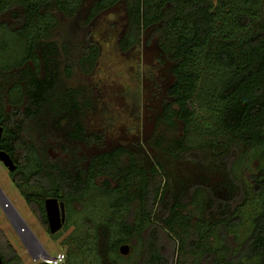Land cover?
<instances>
[{
    "label": "trees",
    "instance_id": "trees-1",
    "mask_svg": "<svg viewBox=\"0 0 264 264\" xmlns=\"http://www.w3.org/2000/svg\"><path fill=\"white\" fill-rule=\"evenodd\" d=\"M117 6L126 20L115 39L117 51L128 55L145 36L169 63L171 80L157 117L164 131L152 153L142 142L106 146V126L90 125L91 115L108 106L92 78L102 46L92 27ZM7 12L11 21L3 20ZM126 93L140 109L141 92ZM0 126V149L17 165L10 177L48 231L47 198L63 201L70 213L68 204L91 191L115 194L111 205L128 209L135 221L134 226L121 221L123 230L148 232L140 264H168L162 232L172 247L183 248L175 222L180 209L201 196L206 209L214 204L219 209V238L250 222L234 257L228 247L215 248L216 264H264V177L252 175L256 186L241 185L229 163L235 148L237 154L254 149L264 161V0H0ZM178 128L182 134L167 136ZM158 149L205 171L190 199L183 180L171 182L175 173L154 154ZM217 173L223 177L215 182ZM222 187L226 195L219 199ZM255 197V212L247 218L244 208ZM114 219L97 224L104 264H112L107 242L119 246L110 236ZM194 228L190 232L199 238L192 247L215 234L204 223ZM4 243L3 262L20 263Z\"/></svg>",
    "mask_w": 264,
    "mask_h": 264
},
{
    "label": "rangeland",
    "instance_id": "rangeland-1",
    "mask_svg": "<svg viewBox=\"0 0 264 264\" xmlns=\"http://www.w3.org/2000/svg\"><path fill=\"white\" fill-rule=\"evenodd\" d=\"M11 17V12H7L3 16V20L11 21ZM62 19L64 20V18ZM125 22L124 10L121 6H117L99 16L92 27L93 36L102 44L99 66L92 78L97 80L99 86L102 87L99 97L107 102L106 110L109 109L102 111L104 112L102 114L91 115L90 125L98 130L106 126L104 142L106 146L134 145L136 142H142L146 150L152 153L157 149L155 140L158 137L161 138V133L164 131V128L157 126V117L162 111L166 88L171 80L167 70L169 63L164 59L157 43L153 40L148 44L145 36L128 55L117 51L115 39L123 32ZM128 88L141 92L140 109L136 105L138 103L133 102L134 100L127 96ZM109 122L112 124L110 127L107 125ZM180 131L181 129L178 128L176 131L168 132L167 136L169 138L179 136L182 134ZM242 151L243 154L242 152L237 154L238 151L235 148L233 150L234 158L231 157L229 160V163L233 164L231 167H234L233 175L241 185L256 186L252 175L258 176L259 179L264 177L261 171L264 161L259 159V154L254 149L243 148ZM163 152L162 149H158L154 154L162 157L167 170L174 171L175 177L171 179V182L174 180L176 182L174 184H177L180 179L184 181L186 194H188L186 197L190 199L201 183L199 176L205 174V171L198 168L194 162L175 160ZM214 176L212 180L215 182L223 177L220 173L214 174ZM11 179L9 169L0 160V187L33 234L39 239L45 251L50 255L63 254L66 256L65 261L60 264H104L103 257L98 254V238L101 237V231L97 228V224L110 217L115 218L110 227V236H114L115 240L119 242V246L117 249H113L107 242V258L111 260L112 264H140L143 260L144 237H147L148 232L144 229L140 230L141 233L137 230H132L130 233L123 230L120 225L121 221L129 222L131 226L135 225V221L130 217L128 209L111 205L115 200V194L106 195L97 190L91 191L81 201L68 204L71 212L66 210L65 221L61 229L56 233H50L33 213ZM216 194L219 199L224 198L225 189L220 188ZM239 194L242 195V193ZM200 198L181 208V219L180 221L177 219L175 222L176 231L183 238L181 243L183 248L178 247L179 243L175 248L172 247L169 235L162 232L164 252L169 258L168 264H216L218 255L215 248L217 246L228 247L232 250L229 256L234 257L249 234L250 222L245 221L246 223L238 227L235 232L229 231L225 238H219L221 224L216 219L220 216L219 209L216 204L206 209V206L200 202ZM256 198L258 197L252 198L253 203L250 204L252 202L250 201L249 205L244 208L247 218L248 216L252 217L255 212L254 200ZM187 201L189 200L187 199ZM6 204L10 206V203ZM235 207L234 205L231 209V211L234 210V213ZM163 210L162 207L161 213ZM11 215L13 216V213ZM203 223L204 230L209 231L208 229H210L212 230L210 233L215 234L211 233L212 236L206 238L203 246L192 247L191 241L197 240L199 237L198 234H194L190 230H194V227H197L198 224L201 226ZM186 228L190 232L188 235L183 234V230ZM4 241L9 242L20 257L21 261L18 264H40L44 261L43 254H39L37 259L31 255L0 206V243L3 248ZM123 244L129 245L127 253L120 251V246ZM70 250L74 252L72 253ZM222 251L228 253L225 248Z\"/></svg>",
    "mask_w": 264,
    "mask_h": 264
},
{
    "label": "water",
    "instance_id": "water-1",
    "mask_svg": "<svg viewBox=\"0 0 264 264\" xmlns=\"http://www.w3.org/2000/svg\"><path fill=\"white\" fill-rule=\"evenodd\" d=\"M3 128L0 126V141L2 137ZM0 160L6 165V167L9 169V171H14L17 168V165L11 158V156L6 152L0 149ZM0 192L3 194V199H8V197L5 195L3 189L0 187ZM1 199V198H0ZM10 202V201H9ZM11 203V202H10ZM1 204L6 211V203H3L1 201ZM12 205V212L13 216L9 213L8 216L11 220V222L16 227L18 233L20 234L26 248L31 253V255L37 259L40 255L43 254L45 257H48L50 254L45 251L42 244L40 243L39 239L33 234L29 226L26 224V222L23 220L22 216L19 214V212L16 210L14 205ZM45 207H46V214L49 224V229L51 233H56L59 231L63 225V222L65 221L66 216V210H65V204L63 201H59L58 198L55 197H49L45 200ZM129 250L128 244H123L120 246V251L122 253H127ZM0 264H5L2 260V257L0 255Z\"/></svg>",
    "mask_w": 264,
    "mask_h": 264
},
{
    "label": "flooded vegetation",
    "instance_id": "flooded-vegetation-1",
    "mask_svg": "<svg viewBox=\"0 0 264 264\" xmlns=\"http://www.w3.org/2000/svg\"><path fill=\"white\" fill-rule=\"evenodd\" d=\"M9 172H11V171H9ZM12 180V179H11ZM3 194L0 192V206H1V208L4 210V208H3V206H2V204H1V201L3 202V203H10L6 198L5 199H3ZM66 210V209H65ZM6 211H7V213H9V214H12L13 212V210H12V205H11V203H10V206H7L6 205ZM4 212H5V210H4ZM6 212H5V214L7 215V217L9 218V216H8V214H7ZM9 220H10V218H9ZM48 220V219H47ZM10 222H11V220H10ZM11 224L13 225V227H14V229H15V231L18 233V231H17V229H16V227L14 226V224L11 222ZM49 225V224H48ZM49 232H50V229H49ZM51 233V232H50ZM18 235L20 236V234L18 233ZM65 258H66V256H65ZM65 261V260H64ZM63 261V262H64ZM62 263V262H61Z\"/></svg>",
    "mask_w": 264,
    "mask_h": 264
},
{
    "label": "built area",
    "instance_id": "built-area-1",
    "mask_svg": "<svg viewBox=\"0 0 264 264\" xmlns=\"http://www.w3.org/2000/svg\"><path fill=\"white\" fill-rule=\"evenodd\" d=\"M65 260V255L58 254V255H49L48 257L44 258V262L50 263V264H60Z\"/></svg>",
    "mask_w": 264,
    "mask_h": 264
}]
</instances>
